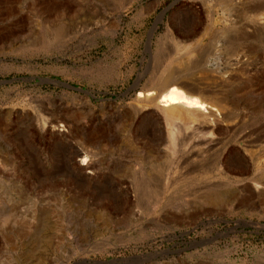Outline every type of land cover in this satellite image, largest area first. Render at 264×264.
I'll return each mask as SVG.
<instances>
[{"label":"rangeland","instance_id":"obj_1","mask_svg":"<svg viewBox=\"0 0 264 264\" xmlns=\"http://www.w3.org/2000/svg\"><path fill=\"white\" fill-rule=\"evenodd\" d=\"M196 63L213 130L139 106ZM0 264H264V0H0Z\"/></svg>","mask_w":264,"mask_h":264},{"label":"bare ground","instance_id":"obj_2","mask_svg":"<svg viewBox=\"0 0 264 264\" xmlns=\"http://www.w3.org/2000/svg\"><path fill=\"white\" fill-rule=\"evenodd\" d=\"M234 57H230L228 60V77L229 75L231 76L232 69L242 60ZM190 67L194 68L196 72L186 73L168 69L159 73L158 76L156 75L157 77L154 79L156 89L154 91L139 93L138 104L149 113L155 116H162L166 122L183 121L192 125L198 124L201 131H205V129L211 131L224 118L220 115V109L226 105V101L223 100L224 98H218L216 94L208 89L210 87L206 83L207 81H203V79H207L206 75H204L203 69H201L198 63ZM196 73H202L201 77L192 76ZM211 77L215 78V75H211ZM225 77L227 78V76ZM231 78L229 77L228 79ZM210 81H212L211 78ZM210 86L212 87V85ZM155 120L157 119L155 118ZM172 129V127H169L171 137L175 135ZM76 157L79 159L78 162H81L78 165L80 171L91 169L90 164L86 163L84 151L79 150L76 153Z\"/></svg>","mask_w":264,"mask_h":264},{"label":"water","instance_id":"obj_3","mask_svg":"<svg viewBox=\"0 0 264 264\" xmlns=\"http://www.w3.org/2000/svg\"><path fill=\"white\" fill-rule=\"evenodd\" d=\"M172 4H174V3H172ZM171 5H169L168 7L164 8L160 12V14L158 15V20H157V22L154 25V29L156 28V24L160 21V19L163 17V15L165 14V12L170 8ZM40 82H50V83H55V84H61L59 81H53V80H49V79H40ZM65 86H67L70 89H75V90L77 89L76 87H72V86H69V85H65ZM77 90H80V89H77ZM81 91H83V90H81Z\"/></svg>","mask_w":264,"mask_h":264}]
</instances>
